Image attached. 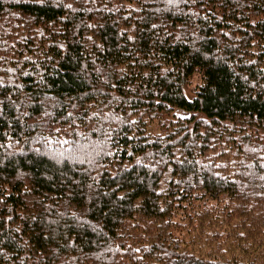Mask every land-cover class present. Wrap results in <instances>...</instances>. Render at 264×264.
<instances>
[{"label":"trees","instance_id":"16d2710c","mask_svg":"<svg viewBox=\"0 0 264 264\" xmlns=\"http://www.w3.org/2000/svg\"><path fill=\"white\" fill-rule=\"evenodd\" d=\"M0 264H264V0H0Z\"/></svg>","mask_w":264,"mask_h":264},{"label":"rangeland","instance_id":"374dc122","mask_svg":"<svg viewBox=\"0 0 264 264\" xmlns=\"http://www.w3.org/2000/svg\"><path fill=\"white\" fill-rule=\"evenodd\" d=\"M195 82H196V79L194 78V79H193V83H195Z\"/></svg>","mask_w":264,"mask_h":264}]
</instances>
